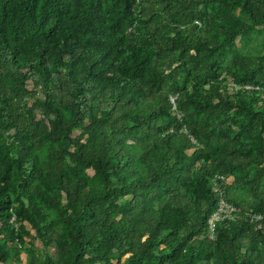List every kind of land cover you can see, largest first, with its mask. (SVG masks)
Segmentation results:
<instances>
[{
  "label": "trees",
  "instance_id": "16d2710c",
  "mask_svg": "<svg viewBox=\"0 0 264 264\" xmlns=\"http://www.w3.org/2000/svg\"><path fill=\"white\" fill-rule=\"evenodd\" d=\"M259 25L264 0H0V264L24 222L53 249L27 264H264ZM219 190L259 218L210 239Z\"/></svg>",
  "mask_w": 264,
  "mask_h": 264
},
{
  "label": "rangeland",
  "instance_id": "374dc122",
  "mask_svg": "<svg viewBox=\"0 0 264 264\" xmlns=\"http://www.w3.org/2000/svg\"><path fill=\"white\" fill-rule=\"evenodd\" d=\"M209 8H211L210 5H207V4H205V5L202 4L201 5V9H203V10H207ZM235 10L238 11V12H241V10L239 8H235ZM235 44L240 49L242 54H247V53H249V54H261V53H263V51H264V27L259 25V26L255 27V28H253L247 35H244V36L241 35V34L238 35L236 37V39H235ZM228 83L232 87L235 86V84L233 82H231V81H229ZM170 96H175V102L173 103V102L170 101V103L172 105V109L175 111L174 113H175L176 117L178 119H181L182 116H183V112L178 109V106H177V94L171 92V93H169V98H170ZM32 97L34 98L35 95L32 96ZM32 97H30V98L32 99ZM179 129L184 131V132H187L189 134V137H190L191 141L194 142V144H196L197 146L203 147L202 143L197 142L196 139H194L190 135V133L188 132V130H187L186 126H185V123L180 125ZM170 131H171V129H170ZM254 170H255L254 166L247 165L244 168V172H246L245 173V178L246 179L250 178L252 173L254 172ZM225 178L227 179L228 183L231 184V186L233 188H235L237 186L235 184V179H234L235 177H234L233 172H228L227 173V177L225 176ZM224 197H225V195H224ZM246 197H249V196H246ZM226 200H227V202L229 204V207L226 208L223 211H220V213H219L220 217L215 220V231H211L208 228H206L205 236L209 237L210 239H213V237H210V234L216 235V227L218 225V222L223 220V219L236 218L238 215H241V214L243 216H249L251 218H259V214L252 213L250 210H243L241 207L239 208V206H237L233 202L229 201L227 198H226ZM24 225H26V227L29 229V234L26 237L24 246L21 248L19 254H17V253L15 255L12 254L6 260L5 264H27L28 258L33 255L32 252L34 250H36V254H38L40 252L42 253L43 251H48L49 253L53 252V249L51 247L47 248L42 243V241L36 236L34 229L30 228L28 223L24 222ZM11 252H13V251H11ZM38 258H39V254L35 258V260L37 259V261H38L40 259V258L39 259Z\"/></svg>",
  "mask_w": 264,
  "mask_h": 264
},
{
  "label": "built area",
  "instance_id": "2783aa9c",
  "mask_svg": "<svg viewBox=\"0 0 264 264\" xmlns=\"http://www.w3.org/2000/svg\"><path fill=\"white\" fill-rule=\"evenodd\" d=\"M169 99L171 102H173V103L175 102V96H170ZM213 178L215 180V183H217V180H219V179L222 180L225 178V176L222 173H215L213 175ZM228 207H229V204H228L226 198L224 197V195L222 194V190H219V195H218L216 207H215L214 211L207 218V228L209 230L215 231V220L220 217V215H219L220 211H223ZM11 219L14 220V216H12ZM210 237L215 238V235L210 234Z\"/></svg>",
  "mask_w": 264,
  "mask_h": 264
}]
</instances>
